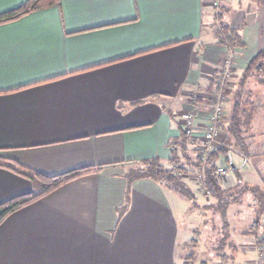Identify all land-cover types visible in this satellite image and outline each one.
I'll return each mask as SVG.
<instances>
[{
	"label": "crops",
	"instance_id": "obj_1",
	"mask_svg": "<svg viewBox=\"0 0 264 264\" xmlns=\"http://www.w3.org/2000/svg\"><path fill=\"white\" fill-rule=\"evenodd\" d=\"M28 1L0 0V16ZM213 10L212 0H58L0 25V160L45 176L97 170L9 216L0 226V264H184L179 246L191 233L209 248L193 264L215 257L256 264L252 226L264 216V146L254 149L242 131L243 144L222 140L225 116L220 139L230 152L218 164L227 168L220 199L201 194L189 177L192 200L139 179L120 214L129 172L155 159L171 168V144L193 93L201 109L190 149L204 140L202 105L229 51L210 34ZM221 15L244 43L234 50L233 75L243 78L264 49V0H223ZM259 74L246 73L228 89L252 113L264 112ZM245 124L241 130L264 129L263 121ZM32 191L28 179L0 167V204ZM191 201L204 211L187 213L183 204Z\"/></svg>",
	"mask_w": 264,
	"mask_h": 264
},
{
	"label": "trees",
	"instance_id": "obj_2",
	"mask_svg": "<svg viewBox=\"0 0 264 264\" xmlns=\"http://www.w3.org/2000/svg\"><path fill=\"white\" fill-rule=\"evenodd\" d=\"M57 4L58 0H29L19 9L0 16V25L18 21L33 12L54 7ZM220 18H222L221 13ZM215 29L217 30H215L216 33L214 34V39L217 43L226 46L229 50H238L244 47V43L237 29L225 24H223L221 28ZM261 59H264V49L261 50V52L250 62L247 71L251 69L250 67L254 63ZM242 83L243 81L241 82V85ZM236 99L237 100L232 109L231 120L228 127L226 128L228 135L227 143L229 144L230 140L232 139H235L238 144H243L241 140L240 115L245 116L247 111L245 109H241L240 98ZM179 133L180 135L177 142L171 144L173 147L171 168H165L159 160L155 159L143 162L137 168L129 172L127 175L128 188L126 193V203L122 211H120L121 215L125 212V209L129 203L130 186L134 181L139 179H151L156 182L163 183L168 187L173 188L178 194H181L192 200L193 196L187 189V184L184 182L185 178L189 177V175H195L197 172H202L204 178L201 185H198L197 182L192 179L199 186V189L203 188L205 190V193L201 194L216 199H220L224 195L225 191L222 189L223 180H221L216 175V170L220 162L224 160V163L226 162V158L230 150L227 148V146L223 145L215 149L208 156L206 162H202L198 156L199 148L197 147L195 150L190 149L192 141L191 138L185 134L183 127L179 130ZM0 167L9 170L25 179H28L34 186V191L17 196L5 203L0 204V226L9 216L16 213L17 211L29 206L46 195L61 188L62 186L90 174L96 173L97 171L95 168L86 167L57 176H45L30 169L24 168L13 161L6 160H0ZM176 171L180 172L181 175H175ZM220 204L221 203H219V209H221L223 206L222 204L220 206ZM260 223L261 221H259L258 217L252 226L253 235L258 234ZM193 256L194 255L192 254V257ZM192 257L191 259H193ZM188 259L190 260L189 257L185 259L186 261L184 264H193L192 261H187ZM221 261L227 262L229 264L228 260L226 259L221 258Z\"/></svg>",
	"mask_w": 264,
	"mask_h": 264
},
{
	"label": "rangeland",
	"instance_id": "obj_3",
	"mask_svg": "<svg viewBox=\"0 0 264 264\" xmlns=\"http://www.w3.org/2000/svg\"><path fill=\"white\" fill-rule=\"evenodd\" d=\"M215 9L213 10V17H212V21H213V23H211V29H210V34H211V36L213 37L214 36V34L216 33L215 32V30H217V29H215V28H221V26L224 24L223 22H222V18H219V17H216V15H215ZM213 25V26H212ZM228 49V48H227ZM229 50V49H228ZM237 50V49H236ZM230 57V58H232V61H233V72H232V77L229 79V81H228V83L226 84V86H225V91H224V95H223V99H224V103H223V105H224V108H223V115H222V119L220 120V121H222L223 120V117L225 116L226 117V120H225V122L226 123H229L230 122V118H231V116H232V109H233V106H234V104H235V102H236V98H235V94H234V91L232 92V91H229L228 89L229 88H233V86H235V85H238V82H239V79H240V82H239V84H240V86H241V82L243 81V79H244V75H246V73L247 74H249L250 72L252 73V74H254V76L255 77H259L260 76V74L259 73H264V59H261V60H259V61H257L256 63H254L250 68V70L249 71H246L245 72V74H243L242 76H243V78L242 77H240V75L238 76V78H236L235 80H234V77H233V75L235 74V71H234V69H235V67H234V50H229L228 51V53L226 54V58L227 57ZM225 58V59H226ZM263 64V65H262ZM259 68H261L262 69V71L259 69ZM215 77H217V75L215 76ZM259 78H261V77H259ZM264 78V77H263ZM216 79V78H215ZM233 85V86H232ZM236 88V87H235ZM234 88V89H235ZM215 90H216V80H215V84H214V86H213V88L210 90H208L206 93H207V95L209 96L208 98H206V101L203 103V109L205 108V112H207L208 114H205V115H208V118L210 117V111H211V104H212V98H213V94H214V92H215ZM235 90H237V88L235 89ZM227 91H229V92H227ZM234 94V95H233ZM227 97H228V99H227ZM231 97V98H230ZM232 97H234V98H232ZM196 98H197V94H195V93H193L192 95H190L189 96V98H188V103L190 104L189 105V108H187L186 109V111H185V113H187V112H196V114L197 115H199V111H200V107L201 106H199L198 105V103H197V101H196ZM242 98L245 100V98L247 99V96L246 95H243L242 96ZM190 100V101H189ZM227 100H230L229 101V103H228V101ZM248 101V100H247ZM250 102L252 103V105L251 106H253L254 104H255V102H256V100H250ZM228 104V107H229V112H228V110H226V105ZM242 105H243V103H242ZM256 107V106H255ZM241 109H243L242 107H241ZM244 109L247 111L246 112V115L244 116V115H240V120H241V123L242 124H244V123H246L245 124V126L247 127V126H249L250 124H252V123H256L258 120L259 121H263L264 122V112H262V111H257V110H259V108H256V110H254V112L252 113V109L250 108H246L245 106H244ZM179 109H177V111H178ZM180 111V110H179ZM225 112V113H224ZM220 123V122H219ZM220 133H221V127H220ZM242 132H243V135L245 136V137H248L249 138V140H251L253 143H254V146H256L254 149H261V147H259L258 148V146H264V129H262V128H255V124H253V127L252 128H244L243 130H241ZM223 135V138H222V136H221V139L222 140H224L225 142H227V139H228V135H227V133H226V129H225V132H224V134H222ZM220 139V141H222ZM223 142V141H222ZM218 166H221V165H218ZM201 192V191H200ZM242 195V194H241ZM197 196V201H198V203L199 202H204V198L201 196V195H199V194H197L196 195ZM192 202V201H191ZM196 202H192V203H189V204H187V203H185V204H183V207H184V210H186V208L188 209V212L187 213H189V211L191 210L192 212H195L196 210H201V209H203V211H204V208L203 207H199V206H196V204H195ZM202 206H204V205H202ZM220 206H221V204H220ZM189 207H190V209H189ZM218 207H219V205H218ZM202 211V212H203ZM180 217V216H179ZM264 216H262L261 217V219L263 218ZM260 219V220H261ZM192 226H194V224H192ZM194 234H190L189 235V237H188V239L186 240V243H185V245H183V243L181 244L180 243V246H179V254H180V256H185L186 258L187 257H189V258H191L192 257V254L194 255H199L200 257H201V255H203V253L205 252H207V249H209V248H207L206 249V247H204V246H201L202 245V242H203V240L200 242L199 240V237L198 236H193ZM200 242V245H199V247L201 248H203L205 251H203V249L201 248L200 249V251H199V249L198 248H196L195 247V245H196V243L197 242ZM226 243V238L225 237H220V239H218V242L216 243L217 244V247H220V248H222L223 246H224V244ZM228 246H229V243L227 244ZM204 253V254H205ZM207 253H209V250H208V252ZM192 258H194V257H192ZM183 259H185V258H183ZM199 261L198 262H200L201 261V259L199 258L198 259ZM209 259H207V258H205L204 259V264H206V261H208ZM187 261H189V262H191V261H193V260H187ZM212 261H210L209 262V264H215V263H217V262H221V259H219V258H217L216 259V257L214 258V263H211Z\"/></svg>",
	"mask_w": 264,
	"mask_h": 264
},
{
	"label": "built area",
	"instance_id": "obj_4",
	"mask_svg": "<svg viewBox=\"0 0 264 264\" xmlns=\"http://www.w3.org/2000/svg\"><path fill=\"white\" fill-rule=\"evenodd\" d=\"M223 0H212L213 9H215L216 17L220 18L221 5ZM233 72V61L229 56L224 60L221 69L217 73L216 77V90L213 94V100L211 104V111L209 117V123L206 126V131L204 133V140L199 148L198 156L202 162H206L208 156L217 148L224 145V142L220 141V125L219 122L222 119L223 108H224V91L225 86L229 79L232 77ZM183 120V130L189 138H193L196 134V112H187L182 116ZM226 164V163H225ZM227 168L226 165L218 166L216 170V175L224 180L226 178ZM175 175H181L180 172L176 171ZM194 179L198 185L203 182V173L197 172L195 175L190 176ZM201 193H205L203 188L200 189ZM256 248L258 252V259L256 264H264V217L261 220L260 228L256 238ZM216 264H228L227 262H217Z\"/></svg>",
	"mask_w": 264,
	"mask_h": 264
}]
</instances>
